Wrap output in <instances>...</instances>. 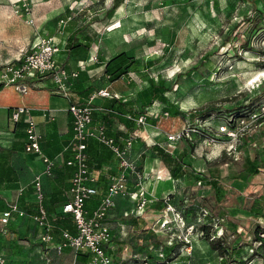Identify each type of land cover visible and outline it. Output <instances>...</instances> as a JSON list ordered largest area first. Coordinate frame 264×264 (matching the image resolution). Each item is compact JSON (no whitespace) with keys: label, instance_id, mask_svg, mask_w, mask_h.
<instances>
[{"label":"rangeland","instance_id":"1","mask_svg":"<svg viewBox=\"0 0 264 264\" xmlns=\"http://www.w3.org/2000/svg\"><path fill=\"white\" fill-rule=\"evenodd\" d=\"M27 1L33 16L37 8L48 13L43 17L37 14L41 25L60 19L75 25L79 32L75 44H80V50L73 55L74 62L94 57L91 64L99 65L106 79L117 84V91L140 94L144 104L150 103L152 85L162 82L168 91L164 99H157L165 106L159 104V108L167 109L169 117L174 108L181 112L173 116L172 122L179 125L176 130L185 126L199 132L174 143L187 152L183 161L188 174L182 181V192L165 193L185 218L190 213L193 233L186 234V227L178 225L172 229L159 225L156 233L150 230L141 238L142 245L132 240L131 257L115 262L222 264L228 259L213 250L200 229L199 212L206 208L215 219L212 230L223 231V246L236 252L238 260L253 257L262 264L264 256L252 255L250 245L264 228L263 218L251 212L256 206L264 207V118L236 141L218 130L226 124L228 110L256 108L264 102V0H256L255 5L253 0ZM18 15L24 23V15ZM235 32L249 49L242 48ZM32 37H25L26 44L19 51L29 50ZM148 142L155 140L150 137ZM256 154L260 156L254 170L247 165ZM163 176L170 177L167 171ZM213 179L220 186L215 195L208 183ZM163 197L153 198L162 203L160 221L164 218ZM7 238L16 245L10 247L12 256L20 249L17 244L22 237L10 231Z\"/></svg>","mask_w":264,"mask_h":264},{"label":"crops","instance_id":"2","mask_svg":"<svg viewBox=\"0 0 264 264\" xmlns=\"http://www.w3.org/2000/svg\"><path fill=\"white\" fill-rule=\"evenodd\" d=\"M11 1L14 0H0V70L9 63L19 62L30 50L32 42L38 35L54 34L62 50L58 56L59 63L69 71H78L79 76L72 79L67 96L56 90L50 78L32 83V87L24 92L6 85L0 90V158H3L0 162L1 165L3 163L4 167L9 168L6 176L0 177V216L13 204H18L19 208L25 212L23 217L14 214L7 225L0 223V251L8 256V264H85L89 260V256L85 253H76L71 248H65L62 253H58L54 248L55 243L50 246L39 243V237L44 228L32 218L37 207L33 181L45 168L43 155L55 161V174L42 178L46 197L44 206L49 213L48 218L52 224L54 240L56 243L61 241L63 231L76 232L72 216L62 212L63 205L71 198V178L74 172V169L67 165V160L73 155L71 150L73 116L69 112L70 103L87 104L90 97L100 89L107 88L113 92L112 97L96 96L92 101L93 123L104 125L108 134L117 140L132 138L133 148L129 157L144 173L143 183L149 198H162L167 192H182L180 191L183 186L182 181L188 173L181 177H173L171 171L178 168L177 158L185 149L181 151L177 149L174 146L177 142L168 143L165 133L177 131L176 127L179 125L172 122L175 119L173 116L178 117L181 113L179 115L172 113L169 118L163 117L161 113H169V111L159 108V104L165 106L157 99L147 107L144 101L141 103L140 94H123L122 89L117 91V84L106 79L105 74L100 72L99 65L91 64L95 61L94 57L91 56L87 61L78 63L73 61V55L79 54V50L72 51L68 48L70 37H77L79 33L75 30L73 23L67 21L62 26L63 32L57 34L59 21L41 25V17L36 18L37 14L42 16L48 13L43 14V9L37 8L36 15L31 14L35 25L28 24L26 16H22L24 23L29 25L26 26L15 13ZM29 3L31 4L30 1ZM31 34L33 37L28 43L29 50L22 53L19 49L25 46V37ZM109 104H113L115 113L106 120L103 119L107 111L105 107ZM17 107H26L28 111L15 123L11 115ZM174 109V111L178 110ZM143 111L148 116L145 124H139L136 120H130L127 117L132 115L137 119ZM30 119L36 122L37 131L42 136V155L25 150L26 127ZM150 137L155 140V143L149 144ZM157 148L169 153L177 161L173 159L172 162H165L158 156ZM88 154L91 168L99 173L98 194L89 199L86 204L89 213H92L106 193L111 177L117 175L120 168L112 150L94 139L88 141ZM164 171H167L169 178L163 176ZM129 183V189L136 190L135 175ZM115 199L116 206L106 218V223L112 232V248L109 249V253L113 258V264L125 261L127 257L132 256L130 252L132 240L135 239V243L142 245L141 238L144 239L150 230L157 232L161 224L159 219L162 212V203L158 201L149 203L145 211L138 214L135 203L127 196H117ZM224 217L226 218V215H223ZM227 224L229 222L225 227L229 229ZM10 231L16 237H22L21 244H17L20 249H17L12 256H9L10 247L13 248L16 245L14 242H8L7 237ZM261 255L264 256V252ZM222 264H228V261L224 260Z\"/></svg>","mask_w":264,"mask_h":264},{"label":"built area","instance_id":"3","mask_svg":"<svg viewBox=\"0 0 264 264\" xmlns=\"http://www.w3.org/2000/svg\"><path fill=\"white\" fill-rule=\"evenodd\" d=\"M16 14L26 16V21L30 25H35V20L31 10V4L27 0L11 1ZM67 21L60 19L59 27L56 33H62V26ZM60 42L54 34L38 35L30 46V50L17 63H9L0 70V84L11 86L19 91H26L32 87V83L50 78L56 86V90L61 94L68 95L72 79L79 76L78 71H69L58 61L61 52ZM95 60V58H93ZM96 96L112 97L113 92L107 88L98 90L90 97L87 104L70 103L69 112L73 116V140L71 150L72 157L67 160V165L74 169L71 178V198L63 205L62 212L70 214L76 229L75 233L63 231L61 241L55 242L52 235V224L49 221L47 210L44 206L45 193L43 190V176H53L55 174V161L42 155L41 134L37 131L36 122L32 119L28 120L26 127V148L29 153L42 155L43 163L46 164L42 172L36 175L33 181L34 195L36 200V213L32 216L33 220L43 226L44 231L39 237V243L54 244V248L58 253H62L65 248H71L76 253H85L89 256V260L85 264H113V258L109 253L112 248V235L110 227L106 223L110 211L115 208V197L127 196L136 205V212L142 214L147 205L154 201L148 197V192L144 186V173L139 170L136 162L130 159L129 154L133 148L132 138L115 139L109 135L104 125H96L93 123L94 107L92 101ZM26 107H17L13 110L11 119L18 122L22 114H26ZM169 118V113H163ZM130 120H136L139 124H145L147 114L140 115L137 119L131 115L127 116ZM264 118V102L260 103L254 111H250L247 115L239 117H231L225 125L218 130L223 136L230 137L231 140H238L248 132L250 126L258 123ZM167 142H179L191 139L198 130L193 128H184L175 132H165ZM94 139L100 144L112 150V153L118 161L120 171L117 175L111 177V181L107 187V191L102 197L99 205L89 213L86 207L87 201L98 194L97 183L99 173L95 172L89 164L88 141ZM137 178V188L134 191L129 189V182L132 176ZM200 183V182H199ZM165 204L164 218L161 220V228L172 229L178 225L181 228L186 227V234L193 233L194 224H188L183 212L178 211L172 203V197L166 195L163 197ZM14 214L19 217L25 216V212L21 210L18 204H13L8 210L4 211L0 216V223L7 225ZM186 219V220H185ZM212 213L201 208L199 212L198 222L201 224L208 223L215 227ZM187 221V222H186ZM177 227V228H178ZM214 232L211 240L223 239L222 234ZM188 243V240L186 239ZM260 242H254L250 245V253L256 255L257 247ZM256 260L251 258L245 259V264H255ZM0 264H8V260L3 252L0 251ZM228 264H233L229 262ZM264 264V262L262 263Z\"/></svg>","mask_w":264,"mask_h":264},{"label":"trees","instance_id":"4","mask_svg":"<svg viewBox=\"0 0 264 264\" xmlns=\"http://www.w3.org/2000/svg\"><path fill=\"white\" fill-rule=\"evenodd\" d=\"M255 2H256V0H253V5H255ZM116 5H118V3ZM256 10H257V8H256ZM235 35H238V33L235 32ZM76 38L77 37H75V36L73 37L72 36V37H70L69 42H68V48L70 50H72V51L80 50L79 49L80 44L78 46L75 44V39ZM237 39L239 41L241 40L240 39V35H238ZM241 43H242L241 44L242 45V48L249 49V47H247V43L246 42H244L242 40ZM3 87H4V84L1 83L0 84V90ZM167 91H168V89L166 88V86H164V84L162 82H160L158 84L154 83L152 85V97H151V99L149 101L150 103L147 104V107L149 105H151L153 103V100H155V99H160V100L161 99H164L165 98V93ZM106 106L107 107H105V109L107 111H106L105 116H104L103 119L108 120V119H110L113 116L112 114H114L115 111H114L113 104H109V105H106ZM254 108L255 107H253V106H251V107L243 106V107L235 108L233 110H228L229 112L227 111L228 114L225 115V120L227 122V121H229V119L231 117H236L237 118L239 116L247 115L248 113H250V111L252 112ZM109 111H111V112H109ZM144 112L145 111H143L142 113L144 114ZM173 113L175 115H179L181 112H179V110H177V111H174ZM212 113H214V112L212 111ZM157 151L159 153L158 156H160L165 162H168L169 163V162L174 161L173 159H175V158H173L169 153H166L162 149H159V148H157ZM186 154H187V152L184 151L183 153L180 154L179 158H177L178 163H179V166H177L178 168L172 169L171 175L173 177H181V176L187 174V170L188 169H186L185 163H183V156H185ZM259 156H260L259 154H256V156H254V159L251 161V163L249 165H247V167L248 168L249 167H254V170H256V168L258 166ZM1 159H3V158L1 157L0 160ZM8 171H9V168L8 167H4L3 163L1 165V162H0V177L6 176V174H7ZM246 171H247V169L245 168L243 172H246ZM209 185L213 186L212 188H213V191H214V195L217 194V193H219V187L220 186H219V182L217 180H210L209 181ZM256 207L253 208L251 211L254 212L255 214H257L258 216H260L261 218H263V220H264V207L263 206H256ZM190 216H191L190 213H188V215L186 214V218H188L187 219L188 220V224L192 220V218ZM200 227H201L200 229L204 233L206 239L208 241H210L209 243H210L211 247L213 248V250L216 249L219 252H221L220 254L222 255V257H226L228 259L227 261H229V262H231L233 264H245V259L242 260V261L240 259L238 260L236 252H232L231 253L229 251V248H226V246H223V241H224L223 239H214L213 238V240H211V237L213 236L212 234L214 233V231L212 230L213 229V226L212 225H210L208 223H205V224H202V226H200ZM258 232L256 234V240L255 241L256 242H260V246L257 247L256 253L262 254L264 252V236H261V234H264V228H262V230H259Z\"/></svg>","mask_w":264,"mask_h":264}]
</instances>
